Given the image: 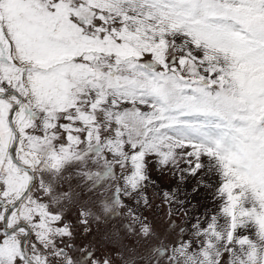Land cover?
Instances as JSON below:
<instances>
[{"label": "snow or ice", "instance_id": "1", "mask_svg": "<svg viewBox=\"0 0 264 264\" xmlns=\"http://www.w3.org/2000/svg\"><path fill=\"white\" fill-rule=\"evenodd\" d=\"M0 264H264V0H0Z\"/></svg>", "mask_w": 264, "mask_h": 264}, {"label": "rangeland", "instance_id": "2", "mask_svg": "<svg viewBox=\"0 0 264 264\" xmlns=\"http://www.w3.org/2000/svg\"><path fill=\"white\" fill-rule=\"evenodd\" d=\"M101 230H102V231L104 230L103 225L101 226Z\"/></svg>", "mask_w": 264, "mask_h": 264}]
</instances>
